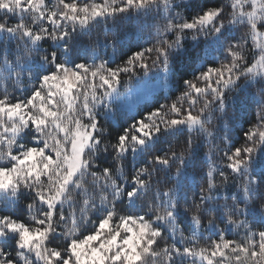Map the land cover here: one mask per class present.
I'll return each mask as SVG.
<instances>
[{
    "label": "snow or ice",
    "instance_id": "1",
    "mask_svg": "<svg viewBox=\"0 0 264 264\" xmlns=\"http://www.w3.org/2000/svg\"><path fill=\"white\" fill-rule=\"evenodd\" d=\"M0 264H264V0H0Z\"/></svg>",
    "mask_w": 264,
    "mask_h": 264
}]
</instances>
